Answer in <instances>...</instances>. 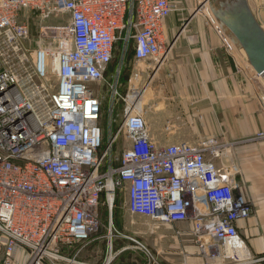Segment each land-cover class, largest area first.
<instances>
[{"label": "built area", "instance_id": "obj_1", "mask_svg": "<svg viewBox=\"0 0 264 264\" xmlns=\"http://www.w3.org/2000/svg\"><path fill=\"white\" fill-rule=\"evenodd\" d=\"M26 8L66 21L41 25L48 42L29 46ZM175 9L171 0H0V264H83L78 256L101 225L103 199L112 213L123 193L132 214L191 223L209 257L229 256L231 242L246 245L240 223L252 207L229 163L233 143L212 136L159 145L139 104L136 66L167 59L165 19ZM119 43L121 61L131 48L136 62L125 94L124 63L109 72ZM94 83L109 84L123 102L104 149L103 95ZM120 133L127 144L113 163Z\"/></svg>", "mask_w": 264, "mask_h": 264}, {"label": "crops", "instance_id": "obj_2", "mask_svg": "<svg viewBox=\"0 0 264 264\" xmlns=\"http://www.w3.org/2000/svg\"><path fill=\"white\" fill-rule=\"evenodd\" d=\"M171 1L176 9L165 19L166 43H173L177 51H191L175 61H164L159 67L153 62L146 68L136 66L141 77L144 75V116L152 139L159 145L180 140L194 143L212 136L231 141L263 131L264 79L240 56L210 15L189 13V0ZM253 5L264 25V1L253 0ZM176 33H180L178 40L186 33L188 43L177 44ZM249 148L250 145H239L241 161ZM260 192L264 194L263 187ZM252 210L240 223L249 250L248 256L239 257L243 261L234 259L236 263H232L234 260L229 257H208L193 242L192 224L181 221H155V255L163 264H264V201L254 203ZM111 238L107 234L93 235L79 259L83 264H95L87 253L91 248H104V242L113 245ZM116 247L121 254L139 250L126 242L117 243ZM148 260L143 264H149ZM132 263L139 261L132 258Z\"/></svg>", "mask_w": 264, "mask_h": 264}, {"label": "rangeland", "instance_id": "obj_3", "mask_svg": "<svg viewBox=\"0 0 264 264\" xmlns=\"http://www.w3.org/2000/svg\"><path fill=\"white\" fill-rule=\"evenodd\" d=\"M189 5L187 7V11L192 14H205L210 15L213 21L215 22L216 26L219 27L208 3V0H189ZM264 1V0H263ZM21 19L26 20L30 25L31 36L28 41L29 46H38L43 45L48 42V38L43 37L41 35V25L46 26H55L62 25L63 22L66 21V14H52L49 17H43L39 12L34 11L32 9H22L21 10ZM176 39L180 36V33H176ZM174 39V42H176ZM178 40V39H177ZM188 43V36L186 33H183L182 36L177 41V44H185ZM168 46L171 47L168 52V57L165 61H175L177 58H181L189 53L191 50L186 48V52L179 49L177 51L176 47L173 48V43L169 44ZM121 51V52H120ZM126 53V52H125ZM122 50L117 49V57H115L116 61H119L117 66H119L122 62L123 65V72L121 76V82L119 83L120 90L125 94L128 91L129 86V79L131 77V67L136 62L130 56L129 53L125 55V59L127 61H121L122 57ZM240 54V53H239ZM189 55V54H188ZM240 56L244 59V57L240 54ZM245 60V59H244ZM155 60H148L139 63L142 68H146L150 63ZM246 61V60H245ZM126 64V65H125ZM251 66V64H250ZM252 67V66H251ZM254 69V68H252ZM116 81L110 80V84H115ZM133 83L136 85L139 84L140 87L143 86L144 83V75L137 80V78H133ZM93 87L95 88V92L97 94L103 95V115H102V124L105 127V137L106 142L103 149L106 145L110 142L111 136L117 130L118 126L121 124L120 116H118V120L112 122V115L114 114L116 117V113H120L122 109V100L117 101L112 93V87L109 84H104L103 86L99 83H94ZM264 132V130L258 131L252 137L245 138V139H234L229 140L233 145L229 149V163L232 166V171L236 174L237 180L242 187L245 195L251 202V207L253 209L254 203L259 201H264V194H262L261 189H264V137H259V133ZM235 143V145H234ZM123 136L122 133L119 134L118 140L114 143L113 146V163H116L121 155L122 149L124 147ZM250 145L249 151L243 156L244 164L241 161L239 156V151L237 150L239 145ZM247 159V161H246ZM260 161V162H258ZM127 195L126 193L120 194L114 201L112 207V213L108 209V205L106 201L103 199L101 205V225L95 235H102L107 234L108 236L112 237L111 241H113V245L110 246L105 244L104 248H92L90 253H87L89 258L94 260L95 264H106L108 261L109 264H135L132 263V258L137 259L139 264H143V261L146 260L148 262L149 256L145 253L143 249L140 248L136 241L145 244L150 251L154 255V259L150 260V264H163L155 255L156 250L154 248V240H156L157 233L152 231V227L157 223L154 220L150 219L149 217L143 215H136L132 214L127 210ZM253 210L251 211V213ZM192 235V234H191ZM193 239L194 236L192 235ZM135 245L136 248L138 247L139 250L130 249L126 253H117L120 249H117L116 244L119 245L125 243ZM194 244L198 245L196 240H193ZM80 247V245H79ZM70 253L73 252V248L67 249ZM135 251V252H134ZM139 253L142 255H146L148 259H141ZM92 254V255H91ZM81 255V254H80ZM229 258L232 260H240L239 257H230L231 255L228 254ZM209 257V256H208ZM79 258V256H78ZM232 263H236V261ZM97 261V262H96ZM243 261V260H240Z\"/></svg>", "mask_w": 264, "mask_h": 264}, {"label": "water", "instance_id": "obj_4", "mask_svg": "<svg viewBox=\"0 0 264 264\" xmlns=\"http://www.w3.org/2000/svg\"><path fill=\"white\" fill-rule=\"evenodd\" d=\"M222 32L264 79V25L253 0H208Z\"/></svg>", "mask_w": 264, "mask_h": 264}, {"label": "bare ground", "instance_id": "obj_5", "mask_svg": "<svg viewBox=\"0 0 264 264\" xmlns=\"http://www.w3.org/2000/svg\"><path fill=\"white\" fill-rule=\"evenodd\" d=\"M54 66L55 67L58 66V59H56L54 61ZM139 104H140V106H143L144 96L141 97ZM239 246H240V249H239ZM235 247H237V248H235ZM226 248H227L228 254H230V255L237 253L240 256V258H244V257L249 255V250H248L247 246L241 240L228 243L226 245Z\"/></svg>", "mask_w": 264, "mask_h": 264}, {"label": "trees", "instance_id": "obj_6", "mask_svg": "<svg viewBox=\"0 0 264 264\" xmlns=\"http://www.w3.org/2000/svg\"><path fill=\"white\" fill-rule=\"evenodd\" d=\"M121 47L120 43H119V48ZM130 56L132 57L133 55V52H132V49L130 48L129 49V52ZM119 61H116L115 58L113 60V62L109 65V72L111 73L112 71H114L117 67V64H118Z\"/></svg>", "mask_w": 264, "mask_h": 264}]
</instances>
